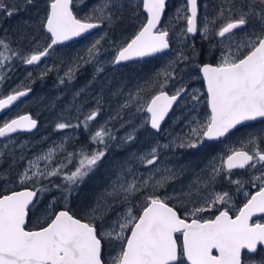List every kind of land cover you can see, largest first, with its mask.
I'll use <instances>...</instances> for the list:
<instances>
[{
    "label": "snow or ice",
    "instance_id": "6c2138e0",
    "mask_svg": "<svg viewBox=\"0 0 264 264\" xmlns=\"http://www.w3.org/2000/svg\"><path fill=\"white\" fill-rule=\"evenodd\" d=\"M32 2L33 0H24L25 5ZM72 2L73 0H51L49 11L42 20L51 42L42 50L33 51L31 55L24 57L23 62L26 65L40 62L50 54L53 46L99 27V23L92 22L94 19L101 22L104 19L110 20V9L115 6L113 0H103L101 6L94 9V12H99V16L90 15L78 19L73 14ZM186 4L190 15L177 17L186 20V27L180 34L182 37L199 32L203 39H208L212 33L209 25H215L218 19H225L224 13H228L225 22L212 33L221 38L219 44L224 50L221 51L220 59L216 64L197 65L199 78H202L206 86V102L210 115L204 122L197 121L196 126L187 135L179 138V143L176 144L179 148L197 149L205 140L225 137L246 122L264 120V0H238V3L233 2L229 7L221 5L214 19L205 17L202 27H198L197 23L198 0H186ZM165 6L166 0H143L147 22L126 46L119 49L114 63L153 56L169 49V31L167 28L158 27ZM17 10L16 5L0 0V11L7 16L14 15ZM236 30H246L239 41L236 40ZM99 43L97 40L88 49L90 58L99 53ZM0 46L5 51L11 50L4 39H0ZM198 55L193 46L192 59ZM10 59V56L0 52V67H3L4 61ZM188 60L189 57L181 52L170 65ZM162 74L165 81L159 84L158 94L138 107V111L150 114V127L157 131L173 104L186 93L184 87L178 88L172 95L164 91L167 81L176 78L174 68ZM67 75L71 78V69ZM141 91L143 89L130 94V99L121 107H128L132 102L141 99ZM26 94L27 91H14L0 99V110L8 108ZM199 99V94L192 96L194 101ZM99 114L100 109L97 107L80 123L88 129L89 123L96 120ZM36 125L37 121L29 115L11 119L0 126V137L9 136L18 130H31ZM69 127L73 125L65 122L56 124L58 130ZM106 137L115 139L105 126H100L90 139L92 143L104 145V149L91 153L83 149L78 153L69 152L65 158L68 163H71L74 156L79 157L75 170L70 173L63 171L67 167L63 162L49 170L40 168L39 162L42 160L48 164L53 162L57 147L64 150L62 145L53 147L28 162V167L19 175V183L62 175L66 185H57L65 193L64 209L46 211L43 226L29 229L26 222L29 206L35 207L37 191L44 189L33 191L25 188L0 195V264H264V223L252 222L254 216L264 213V172L252 177L253 186L259 181L258 191L234 215L230 214L231 196L228 191H222L204 196L203 204L193 206L190 210L182 201V216L177 205L169 203L174 197L158 194L170 180L176 178V172L166 168L165 175L157 178L160 171L158 168L140 173L133 171L131 167L118 173L111 190H106L96 206L85 213L86 219L73 214L67 207L68 197L74 190L72 186L82 183L105 156ZM134 138L133 135L127 137L129 141ZM261 143H264V129L249 134L246 141H241V148L231 150L226 159L222 158L219 167H211L210 180L215 181L223 173L229 183L237 185L239 191L243 187V181L232 180L230 174L233 169H255L258 164L264 167V148H261ZM249 145L253 146L251 152L247 150ZM164 147L167 148L168 145ZM138 159L146 168L155 165L158 160L157 148L153 147ZM125 171L132 179L124 175ZM196 183L201 181L198 179ZM138 194H142L139 202L133 199ZM187 195L191 196V192ZM101 200L104 212L98 214ZM116 202L124 206L123 211L117 213L111 224L98 227L95 221L102 220ZM218 205L222 207L217 209L218 214L213 218H203L200 215ZM48 208L51 209V205ZM106 241H115L119 246L118 250H113L115 254H108L111 259H105Z\"/></svg>",
    "mask_w": 264,
    "mask_h": 264
},
{
    "label": "rangeland",
    "instance_id": "374dc122",
    "mask_svg": "<svg viewBox=\"0 0 264 264\" xmlns=\"http://www.w3.org/2000/svg\"><path fill=\"white\" fill-rule=\"evenodd\" d=\"M49 1L33 0L30 5H25L24 0H7V4L16 5L18 10L10 17L5 12L0 11V39H4L11 49L10 51H5L0 46V52H4L6 56L11 57L10 60L4 61L3 67H0V77H2L0 79V97L26 88L28 87L27 85L37 84L35 93L25 103L0 115V126L5 121L25 113V110L28 111L26 113H31L29 111L33 110L35 117L39 116L42 123L34 135L28 136V138L17 145L20 147L21 144L27 143L28 146V154L26 157L23 156V158H26L25 162L16 163L11 161L13 162L11 163V165L13 164L12 166L17 165L21 169L20 172L19 170L17 171L18 178L28 167L29 161L35 160L38 156L47 153L49 149L61 145L64 150L61 151L57 147L53 162L48 164L42 160L39 162L40 168L49 170L63 162L67 164V167L63 170L65 173L74 171L79 157L74 156L71 163H68L65 159L67 154L69 152L78 153L81 149L89 153L97 149H104V145L92 143L90 137L99 130L100 126H105L115 139L105 138L107 144L105 156L84 178L82 183L72 186L74 190L68 197L67 207L86 213L90 208L96 206L97 201L104 196L106 190H111V185L117 179L118 173L128 167L140 173H147L149 170L158 168L160 171L157 174V178L165 175L164 169L166 168L176 172V178L170 180L164 188L160 189L158 194L162 196L167 194L174 197L169 203L176 204L182 210H184V207H181L182 201L190 210L193 206L203 204L204 196H210V194L215 192L228 191L232 202V196L234 195H232L231 189L222 188L225 183L222 185L218 183L219 180L217 178L221 180L219 176L215 181H211L209 173L213 165L219 167L222 158L229 151L236 148L235 145L238 140L229 138L215 144L205 140L197 149L177 147L176 144L179 143V138L187 135L190 129L196 126V122L199 121L200 117L189 118L188 122L190 123L185 127L187 115H181L178 112L173 117H169L170 119L166 126H162L159 131L152 130L149 124V113L138 111V107L150 101L152 95L160 89L159 84H154L158 73L153 71V63L149 60L143 64L133 65V68L130 69L121 68L113 64L119 49L134 35L137 19L140 18V0H113L115 6L110 9L112 17L110 20L105 19L107 21V31L99 34L98 36L100 37H92L87 43H79V45L67 48L56 49L54 47L51 49L49 56L42 58V60L45 59L42 63L38 62L40 64L37 63L38 65L34 67H27L23 62V58L31 55L33 51L42 50L49 44L48 33L41 25L42 20H44L43 16L46 17L48 11ZM75 1L78 9L86 6L88 8L87 12L99 16V12H94V9H98L103 0ZM202 2L204 7L203 11H200V20L202 21L200 27L203 26L205 17L212 20L217 16L221 5L229 7L233 2L238 3V0H202ZM186 6L185 0H175V6L171 9L170 16L166 19V28L170 27V25L176 28L174 30L176 43L173 51L174 57L165 56L164 60L176 58L175 55H179L178 50H181L182 44L188 42L189 45H193L196 43V41H192L193 37L191 35L185 37L180 35L186 27V22L184 26H178V23L182 24L185 19H178L177 17L178 15L180 17L189 15L185 11ZM233 14L235 15V13ZM86 16L89 15L87 14ZM224 17L225 19H218L215 25H209L212 33L225 22L228 17L227 12L224 13ZM245 31L239 30L236 32L237 41L243 38ZM212 33L205 41L211 42V39L215 40L217 38ZM97 40L100 41L98 45L100 51L94 58H90L82 50L86 49L88 53V49ZM104 40L105 44L102 43ZM188 57L189 60H194L192 59V51L189 52ZM105 64L110 65L105 71V77L101 75L102 82L96 83L93 78H96L95 75H100L99 73L105 67ZM88 65L91 66V69ZM85 67L90 71L86 72L93 75V77L92 79L86 78L83 82H79L76 74ZM70 69L73 72L71 78L67 75ZM77 69L78 71H76ZM45 72L47 74L43 75ZM161 76H163L162 72ZM161 76L157 79L164 83L165 79ZM85 86L86 88H84ZM82 89H84L83 94ZM138 89H143L140 92L141 99L132 102L128 107L122 108L121 106L130 99V94H135ZM73 93L77 94V98L73 99V102H68L72 98L66 99V96L70 97L74 95ZM193 95H195V92H190L188 99L192 98ZM51 105L54 107L53 112L47 113V109ZM194 106L197 105L192 102L190 110ZM97 107L100 109V114L96 120L89 123V128L85 129L80 122ZM69 109L72 111L67 115L66 113L69 112ZM60 122L70 123L73 127L58 130L56 124ZM76 125H80L79 128L84 129L87 135V145L83 147L74 146L70 142V137L75 139L76 135L79 134L76 132L78 128ZM262 129H264L263 126H256L242 131L240 138L258 133ZM129 135H133L135 138L129 141L127 139ZM164 145H168V147L165 148ZM17 146H15V139H6L0 142V153L3 154L0 156V166L10 161V157L15 156V151L19 150L16 148ZM250 146L253 149V146ZM260 146L264 148L263 143ZM153 147L157 148L158 160L155 165L146 168L141 164L138 157L147 154ZM13 171H16L15 168ZM124 175L128 179H132V176L126 171ZM51 178H55V187L58 189L56 192L60 193L61 189L57 185L66 186L62 175L52 176L47 179L41 177L38 181L32 180L26 184H32L31 186L36 187L40 185V182ZM198 179L201 181L199 184L196 183ZM11 182L12 179H9V183ZM189 192H191V196L187 195ZM60 194L61 200L58 194H49L46 199L47 204L44 203L39 207L38 216L40 218L44 220L46 211H54V209L48 208L49 205L52 208L56 203L65 207V193ZM133 199L139 202L142 199V194H138ZM100 203L101 207L98 209V214L104 212L103 201L101 200ZM123 208L124 206L119 202L114 203L111 211L102 220L98 219L95 221L97 226L111 224L116 219L117 213L123 211ZM214 209L212 208L211 210ZM210 211H205L200 215L202 217L207 216ZM110 246L119 247L115 241H112Z\"/></svg>",
    "mask_w": 264,
    "mask_h": 264
},
{
    "label": "flooded vegetation",
    "instance_id": "af4514ba",
    "mask_svg": "<svg viewBox=\"0 0 264 264\" xmlns=\"http://www.w3.org/2000/svg\"><path fill=\"white\" fill-rule=\"evenodd\" d=\"M211 1H214V0H211ZM5 2L7 3V0H5ZM50 3H51V0L49 1V5H50ZM185 3H186V0H185ZM49 5H48V11H49ZM140 6H141V11L139 12L140 18L137 19L138 21H137V24L135 25L136 29H135L134 35H132L129 38V40L125 43L124 46H126L127 43H129L131 41V39L140 31L143 24H145L147 22V13L144 11V8H143V0H140ZM174 6H175V0H167L166 6H165V11L163 13V17L161 19L160 25L158 26L159 28H161V29L166 28V26H165L166 25V19H167V17L170 16V11ZM203 7H204V5H203L202 0H198V18H197L198 27H200V25L202 24V21L200 20V14L203 11ZM186 9H187V6L185 8V11L190 15V12H188ZM72 10H73V14L76 15L78 19H84L87 14L89 16L90 15L96 16V15H93L91 12H87L88 8L86 6L82 7L81 9H78L75 0H73V2H72ZM183 17H185V16H183ZM44 18H45V16H43V19ZM92 22L99 23L100 26L93 29L89 33H86L82 36H79L75 39H72L66 43L55 45V46H53V48L55 47L56 49L57 48L61 49V48H67L69 46L79 45V43H87L88 41H90V39L92 37H100V36H98L99 34H102L103 32L107 31V21L105 19L102 22L94 19ZM185 22H186V20H183L182 24L178 23V26H184ZM41 25L43 27V24H41ZM175 29H176L175 26L173 27L171 25H170V27L167 28V30L169 31V45H170V47L166 52H163V53H160L158 55L146 58L144 60H136L133 62L120 63V64L113 63L114 65H118L121 68L126 67L127 69H130V68H133V65L143 64V63L151 60V63H153V71L158 73V76L156 77V80L154 83L155 85L162 83V81H159L157 79L159 76H161V72L164 73L167 71H172L173 68L176 70V78L175 79H169L167 81V85L164 88V91H166L169 95H172L175 93V91L178 88L184 87L186 89V93L183 94L182 97L174 104V106L172 107L167 118L161 124L160 129L162 128V126H166L168 120L170 119L169 117H173V115L178 114V112H180L181 115H185V116L187 115L186 116L187 118L185 119V127L187 124L190 123V122H188L189 118L193 119L194 117L199 116L200 122H204L207 119V116L210 115V109L208 108L207 102H206V86H205L202 78H199V72H198L197 65H202L203 63L216 64L218 62V60L220 59L221 51L224 50L219 44V41H220L219 37L215 38V40L211 39V42H207V41H205V39L202 38L201 34L199 32H197L195 35H191L193 37L192 41H196V43H194L193 45H189V43L186 42V43L182 44L183 47H181V50L177 49L179 54L181 52H183V54L185 56H188L189 52L192 51V48L194 46L197 53H199L197 58H195L194 60L185 61L183 63L170 65V62L176 60L178 55H175L176 58H174V59L170 58V59L164 60V57L165 56L174 57L173 51L175 49V43H176L175 42V40H176L175 31H174ZM237 31H239V30H236V32ZM48 36H49L48 43H50L51 41H50V34L49 33H48ZM102 43L105 44V40ZM82 52H84L88 55V53L86 52V49L82 50ZM44 60H41L40 63H42ZM40 63H38V64H40ZM38 64H35V65H38ZM35 65H26V66L34 67ZM88 66L91 69V66L90 65H88ZM109 66H110L109 64H105V67H103L104 69L102 68V70L99 73L100 75H95L96 78H93V79H95L96 83L102 82L101 75H103L105 77V71L107 70V68ZM76 71H78V69ZM86 71H89L87 69V67H85L84 69H80L77 72L76 77H77V79H79L78 80L79 82H83L86 78L92 79L93 75H91L90 73L88 74V72H86ZM89 76H91V77H89ZM161 77L163 79H165L164 75ZM189 79H191V80L189 81ZM27 86L28 87H26V88H33V93H35L37 84L34 83V84L27 85ZM26 88H23V89H26ZM84 88H86V86ZM83 90L84 89L81 90L82 94L84 92ZM159 91H160V89L157 90L153 95L158 94ZM192 91H194L195 94L200 95L199 101H194V100H192V98L188 99L190 96V92H192ZM10 93H8V94H10ZM73 94L74 95H71L70 97L66 96V99L72 98L71 100H68V102H73V99L75 100V98H77V94H75V93H73ZM6 95L1 96L0 98L5 97ZM31 95L28 96L27 98H25L22 102H20L15 107L19 106L22 103H25L27 101V99L29 97H31ZM192 102H194L197 106H194L190 110V106L192 105ZM71 111L72 110L69 109V112L66 114L68 115L69 113H71ZM26 112H28V111L25 110V113ZM29 112H31L33 114V117L37 118V120H38L37 129L34 130L33 132L15 133L11 136L1 138L0 142H2L3 140H6V139H15V146H17L23 140L28 138V136L34 135V133L41 127L42 123H41L39 116L35 117L33 110H30ZM22 114H24V113H22ZM19 115H21V114H19ZM19 115H17V116H19ZM17 116H15V117H17ZM256 126H263L264 127V120H258L255 122L245 123L244 126H239L237 129H234L232 132H230L225 137H221L219 139L212 140V141L206 140V142L215 144V143L222 142L224 140H228L229 138H234L235 140H238V143H236V145H235L236 148H234V149H239V148H241V141H246L248 139V136H249V135H246V136H243L242 138H240V136L242 135L241 132L245 131L247 129L249 130L250 128H254ZM73 131H75V130H73ZM76 132L79 134L76 135L75 139H72V137H70V142L72 143V145L77 146V147H79V146L83 147V146L87 145V135L85 134L84 129L78 127L76 129ZM223 145H224V143H223ZM263 145H264V143H263ZM16 148L19 150L15 151V156L10 157V161H7L8 163H13L11 161H15L16 163H23L26 161V158H23V156L26 157V155L28 154L27 143L21 144L20 147L17 146ZM251 149H252V147L249 145L247 150L249 152H251ZM229 154H231V151H229L225 155L224 159H226L227 155H229ZM14 167L18 168L17 165ZM18 170H19V172L21 171L20 168H18ZM262 172H264V167H261V165H259V164L257 165V167L255 169H253V168L233 169L231 174H230L231 179L243 181V187L239 191H237V185L233 184V183H229V180L225 177V175L223 173L221 175H219L221 180L219 178H217L219 180L218 183L221 185L225 183L224 186H222V188L225 187V188L231 189V193H232V195H234V196H232L233 200L230 204V207H231L230 214L234 215L237 212V210L243 206V204L247 201V199L250 198L251 195L255 194L256 191H258L259 181L256 182V186H253V183L251 182V180H252L253 176H259V175H261ZM245 193H248V195L246 196ZM59 198L61 200V195L59 196ZM57 206H62V205L55 203L51 209H55ZM221 207L222 206L218 205L214 210H211L207 216H203V218H213L216 214H218L217 209L221 208ZM58 210H60V209H58ZM178 211L183 216L184 210H182L181 208L178 207ZM252 222L264 223V214H259V215L254 216L252 219ZM32 229H37V228H32ZM177 235L179 236V234H177ZM114 249L118 250V247L117 248L111 247L109 242H107V241L105 242V249H104L105 259H111V257L108 254L109 253L115 254L113 251Z\"/></svg>",
    "mask_w": 264,
    "mask_h": 264
},
{
    "label": "trees",
    "instance_id": "16d2710c",
    "mask_svg": "<svg viewBox=\"0 0 264 264\" xmlns=\"http://www.w3.org/2000/svg\"><path fill=\"white\" fill-rule=\"evenodd\" d=\"M200 42V41H199ZM203 42V41H202ZM53 106L51 105L47 109V113L53 112ZM13 165V164H12ZM11 163H4L3 165L0 166V195H3L5 193H9L10 191L14 190H19L23 188H29L32 187V189L38 190V189H44V191H37L38 195L36 198V201L34 202L35 207H31L29 210V218H28V225L27 227L29 229L32 228H38L40 226H43V219L40 218L39 215V207L46 203V199L48 198L49 194H58L60 196V193H63L61 190L59 191L60 193H57L56 191L58 190L55 187V178L48 179L47 181L40 182V185L33 187L31 186L32 184H21L19 183V179L17 176V171L18 168H15L12 166ZM15 168L16 171H13ZM9 179H12V182L9 183ZM59 199V198H58ZM64 208V206H57L53 212L58 211V209ZM72 213L75 214L78 218L86 219L87 217L85 216V213L83 211L79 210H74L70 207ZM38 218L40 219V222L38 223Z\"/></svg>",
    "mask_w": 264,
    "mask_h": 264
},
{
    "label": "water",
    "instance_id": "95a60500",
    "mask_svg": "<svg viewBox=\"0 0 264 264\" xmlns=\"http://www.w3.org/2000/svg\"><path fill=\"white\" fill-rule=\"evenodd\" d=\"M166 2H167V0H166ZM145 11V10H144ZM146 12V11H145ZM147 13V12H146ZM162 17H163V14H162ZM162 17H161V19H162ZM198 18V17H197ZM93 29H91V30H89L88 32H86V33H89L90 31H92ZM86 33H83L82 35H84V34H86ZM81 35V36H82ZM135 37V36H134ZM133 37V38H134ZM75 38H77V37H74V38H72V39H75ZM132 38V39H133ZM71 39V40H72ZM70 41V40H69ZM66 42H68V41H65V42H63V43H66ZM62 43V44H63ZM168 50V49H167ZM167 50H165L164 52H166ZM161 53H163V52H161ZM158 54H160V53H157V54H154L153 56H155V55H158ZM149 57H152V56H149ZM149 57H141V58H134V59H132V60H129V61H123V62H120V63H128V62H133V61H136V60H144V59H146V58H149ZM119 63V64H120ZM29 89H30V91H29ZM18 91H27V94L25 95V96H22V97H20L17 101H15L12 105H10L8 108H6V109H4V110H0V115H2V114H4L5 112H7L8 110H10L12 107H14V106H16L18 103H20L24 98H26V97H28L32 92H33V88H26V89H20V90H18ZM14 93V92H13ZM13 93H10V94H13ZM6 97V96H5ZM5 97H3V98H5ZM0 99H2V98H0ZM175 104V103H174ZM174 104H173V106H174ZM172 106V107H173ZM172 109V108H171ZM171 109L169 110V112H168V114L170 113V111H171ZM168 114L166 115V117H165V119L167 118V116H168ZM24 115H29V116H31V118L32 119H34V120H36L37 121V125H36V127L35 128H33V129H31V130H18L17 132H33L34 130H36L37 129V127H38V120L37 119H35V118H33L32 117V115L30 114V113H25V114H22V115H19L18 117H20V116H24ZM150 115V114H149ZM18 117H15V118H18ZM15 118H13V119H15ZM164 119V120H165ZM164 120L161 122V124L164 122ZM258 120H262V119H258ZM257 120V121H258ZM251 122H255V121H251ZM246 123H248V122H246ZM149 124H150V121H149ZM239 127V126H238ZM237 127V128H238ZM152 129V128H151ZM152 130H154V129H152ZM154 131H157V130H154ZM233 131V130H232ZM17 132H15V133H17ZM15 133H12V134H9V136L10 135H13V134H15ZM6 137H8V136H6ZM1 138H4V137H0V139ZM25 188H23V189H19V190H15V191H21V190H24ZM27 189H30V188H27ZM30 190H32V189H30ZM33 191H36V190H33ZM7 194H9V193H7ZM35 199H36V197L34 198V201H35ZM30 207H31V205L29 206V209H30ZM259 214H264V213H258L257 215H259ZM28 216H29V213H28ZM27 223H28V217H27V222H26V226H27Z\"/></svg>",
    "mask_w": 264,
    "mask_h": 264
},
{
    "label": "bare ground",
    "instance_id": "6f19581e",
    "mask_svg": "<svg viewBox=\"0 0 264 264\" xmlns=\"http://www.w3.org/2000/svg\"><path fill=\"white\" fill-rule=\"evenodd\" d=\"M27 67H28V66H27ZM72 84H73V83H72ZM17 91H18V90H17ZM11 93H13V92H11ZM32 93H33V92H32ZM32 93H31V94H32ZM31 94H30V95H31ZM7 95H9V94H7ZM7 95H6V96H7ZM30 95H29V96H30ZM26 98H27V97H26ZM24 99H25V98H24ZM24 99H23V100H24ZM23 100H22V101H23ZM22 101H21V102H22ZM18 104H19V103H18ZM18 104H17V105H18ZM14 107H15V106H14ZM12 108H13V107H12ZM12 108H11V109H12ZM30 114H31V113H30ZM31 115H32V114H31ZM17 133H18V132H17ZM10 136H11V135H10ZM73 141H74V140H73ZM79 147H80V146H79ZM81 147H82V146H81ZM30 189H32V188H30ZM32 190H35V189H32ZM36 191H37V190H36ZM37 195H38V192H37ZM60 210H62V209H60ZM58 211H59V210H58ZM28 218H29V216H28Z\"/></svg>",
    "mask_w": 264,
    "mask_h": 264
}]
</instances>
